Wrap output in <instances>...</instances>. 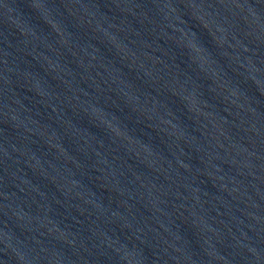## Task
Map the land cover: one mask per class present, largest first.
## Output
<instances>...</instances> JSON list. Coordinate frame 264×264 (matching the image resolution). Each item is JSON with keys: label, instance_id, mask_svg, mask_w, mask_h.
I'll list each match as a JSON object with an SVG mask.
<instances>
[{"label": "water", "instance_id": "water-1", "mask_svg": "<svg viewBox=\"0 0 264 264\" xmlns=\"http://www.w3.org/2000/svg\"><path fill=\"white\" fill-rule=\"evenodd\" d=\"M0 264H264V0H0Z\"/></svg>", "mask_w": 264, "mask_h": 264}]
</instances>
